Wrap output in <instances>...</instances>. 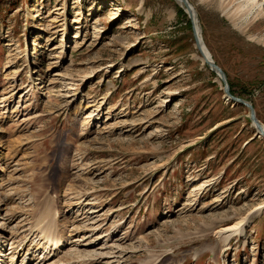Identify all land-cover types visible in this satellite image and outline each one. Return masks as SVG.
Masks as SVG:
<instances>
[{
	"label": "rangeland",
	"instance_id": "rangeland-1",
	"mask_svg": "<svg viewBox=\"0 0 264 264\" xmlns=\"http://www.w3.org/2000/svg\"><path fill=\"white\" fill-rule=\"evenodd\" d=\"M189 1L264 126V0L238 25L220 8L240 0ZM189 20L175 0H0V264H264V137Z\"/></svg>",
	"mask_w": 264,
	"mask_h": 264
},
{
	"label": "bare ground",
	"instance_id": "bare-ground-1",
	"mask_svg": "<svg viewBox=\"0 0 264 264\" xmlns=\"http://www.w3.org/2000/svg\"><path fill=\"white\" fill-rule=\"evenodd\" d=\"M177 1V3H179L180 5L184 6V3L182 0H175ZM190 2V1H189ZM234 2V1H233ZM222 3V2H221ZM232 3V2H231ZM231 3H227V4H223L221 5V8L222 11L224 12L225 16L230 19V21H232L235 25H238V20L242 17H247L251 12H253V10L259 6V1L258 0H240V2L238 3V5L236 6V8L234 10H231L229 7L231 6ZM191 4V2H190ZM192 5V4H191ZM193 7V5H192ZM220 7V4L219 6ZM194 8V7H193ZM195 10V8H194ZM261 22V20L259 21ZM259 24V23H257ZM251 23L247 24L246 27H244V31H247V30H251V29H255L253 27H250ZM256 26V25H254ZM197 30H199V34L201 35V31L198 26V23H197ZM202 38V37H201ZM202 51L204 53H209V50L206 48L204 42L202 43ZM203 52L200 51V58L204 61L205 63V57L204 55L202 54ZM259 209V208H258ZM258 209H254L252 211H250L248 213V215L244 218H241L238 222H236L235 224H231L227 227H225V230L226 231H233L234 234L232 235L233 237H237V236H242V231L244 230L245 228V225L249 224L252 222V218L253 216H255V214L257 213ZM48 211H46V216H48ZM44 216V215H43ZM49 218V217H48ZM52 218V217H51ZM46 221V220H45ZM49 223L48 224H44L45 227L43 228L42 226V231L44 232V238H45V241H46V245L49 243L51 244L50 242L52 241H55L56 240V243L58 244L60 241H61V238L59 236V233L56 231L55 227H54V224L50 221H48ZM41 226V225H39ZM38 229V228H37ZM222 236V235H221ZM224 239H227V238H224ZM50 241V242H49ZM53 244V243H52ZM45 245V246H46ZM48 246V245H47ZM46 248V247H45Z\"/></svg>",
	"mask_w": 264,
	"mask_h": 264
},
{
	"label": "water",
	"instance_id": "water-1",
	"mask_svg": "<svg viewBox=\"0 0 264 264\" xmlns=\"http://www.w3.org/2000/svg\"><path fill=\"white\" fill-rule=\"evenodd\" d=\"M182 1L185 5V9H186V11L190 17V20L192 22V25H193L194 37L196 40L197 48L199 49V51L203 52L202 51L203 39L201 38V36L198 32L199 30H197V27H196L197 26L196 12H195L194 8L192 7V5L190 4L189 0H182ZM202 54L205 57V63L207 65H209L211 67V69L214 70L218 74V76L221 78V81L224 84V92H225L226 97L228 99L234 101V102L241 103L242 105H245L246 107L249 108L250 119L252 120L253 124L255 125V128L257 130V134L261 137H264V126L262 125V123L257 118L256 110H255L253 104L244 100L241 97L234 95L232 93L225 71L213 60L210 52L209 53L203 52Z\"/></svg>",
	"mask_w": 264,
	"mask_h": 264
},
{
	"label": "trees",
	"instance_id": "trees-1",
	"mask_svg": "<svg viewBox=\"0 0 264 264\" xmlns=\"http://www.w3.org/2000/svg\"><path fill=\"white\" fill-rule=\"evenodd\" d=\"M180 13L183 14L184 16H187V14L185 13V11H183V9L180 10ZM189 21H190V20H189ZM231 89H232V93H233L234 95H236V92L234 91V89H233L232 86H231ZM240 97H242V96H240Z\"/></svg>",
	"mask_w": 264,
	"mask_h": 264
}]
</instances>
